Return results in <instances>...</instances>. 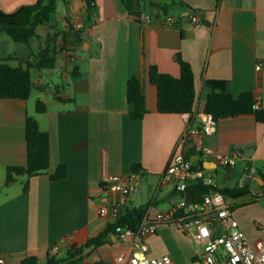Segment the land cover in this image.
I'll return each instance as SVG.
<instances>
[{"label": "crops", "instance_id": "crops-1", "mask_svg": "<svg viewBox=\"0 0 264 264\" xmlns=\"http://www.w3.org/2000/svg\"><path fill=\"white\" fill-rule=\"evenodd\" d=\"M36 2L0 0V12L14 13ZM60 3L52 28L38 27V38L29 46L0 35V61L9 59L13 67L31 66L33 92L48 87L47 70L36 68L48 46L57 53L64 90L67 86L58 95L62 101L55 94L47 97L44 113L31 105V97L0 99V258L5 264H22L31 256L39 264H47L48 258L60 262L75 251H79L78 264H113L118 256L130 255L134 242L119 241L114 229L103 244L86 245L115 226L126 210L145 207L152 220L185 199L186 193L163 185L162 177L175 154H185L197 164L199 145L225 156L240 152L232 169L203 161L204 173L219 188L250 182L252 194L229 199L247 240L252 244L264 237L259 228L264 223V123L254 115L228 118L217 122L215 134H200L182 146L188 123L183 115L158 112L157 89L149 78L152 66L179 77L176 59L180 56L194 73L200 109L210 91L206 82L226 81L235 98L251 93L255 106L264 110V0H148L141 12L151 17L149 24L129 15L121 0H95L91 11L84 0ZM193 14L198 15L199 25L191 23ZM168 17L176 23H166ZM69 32L73 46L68 49L71 55H66L61 44L63 34ZM132 77L139 78L146 99L147 113L137 121L132 120L134 107L127 101ZM28 117L49 134L48 174L30 179L20 175L6 187L7 168L27 164ZM192 124L200 127L198 122ZM62 165L67 167L66 178L51 180ZM219 169L225 172L224 182L239 179L236 185L223 187ZM132 175L141 181L121 206L119 219L111 213L100 216L102 208L111 211L122 200L121 194L104 186V179ZM249 201L254 202L234 207ZM193 234L194 229L184 232L159 224L144 241L148 257L167 255L176 264H204Z\"/></svg>", "mask_w": 264, "mask_h": 264}, {"label": "trees", "instance_id": "trees-1", "mask_svg": "<svg viewBox=\"0 0 264 264\" xmlns=\"http://www.w3.org/2000/svg\"><path fill=\"white\" fill-rule=\"evenodd\" d=\"M68 0H65V2ZM88 10L94 7L95 0H84ZM129 15L139 18L143 14L148 0H121ZM60 0H37L36 4L24 6L14 13L0 12V35L10 37L15 43L20 45H30L37 40V28L40 26H50L53 17L57 12ZM155 7V6H153ZM52 28V27H51ZM72 32L63 34L61 50L65 52L73 46ZM56 41L54 38L53 43ZM56 51L51 47L45 50L36 66L39 70H52L55 68ZM177 63L180 67V76L174 77L169 74L160 73L157 67L152 66L149 71L150 83L157 89V108L161 114L184 115L195 111L198 104V91L195 86V77L191 66L177 56ZM9 59L0 61V99L28 100L34 90L35 84L32 80V67H13ZM209 88L204 111L212 114L217 122L228 118H235L243 115H254L258 122L264 123V110L255 108V99L251 93H243L235 98L230 91L229 83L226 81H208L205 84ZM60 86H58L59 88ZM57 88V87H56ZM56 89L55 98L59 92ZM127 101L134 107L130 116L132 120H141L147 113L146 99L142 91L139 78L132 77L127 83ZM36 110L38 113L46 112V105L37 101ZM27 139V164L25 167H8L6 170L5 186L13 184L17 176L27 175L28 179L48 174L50 167V138L47 132H43L38 122L33 117H28L26 121ZM136 167H134L135 170ZM195 169L204 170L201 163L194 166ZM67 176V167L59 166L57 171L50 175V179L58 181ZM28 189V182L25 184ZM189 190L194 194V204L203 201L205 195L214 192L221 193L227 198L238 199L252 194L250 182L234 188L213 189L202 182L189 185ZM175 195V193H174ZM183 198L184 195H180ZM254 201L243 202L234 207L252 204ZM147 208L140 207L126 212L120 217L115 226L109 227L108 231L101 234L87 243V247L99 246L105 242L108 233L117 227H129L136 230L142 223ZM85 248V247H84ZM79 251L69 252L68 258L64 261L56 262L53 258H48L47 264H78L77 256ZM22 264H39L38 258L31 256L25 259Z\"/></svg>", "mask_w": 264, "mask_h": 264}, {"label": "built area", "instance_id": "built-area-1", "mask_svg": "<svg viewBox=\"0 0 264 264\" xmlns=\"http://www.w3.org/2000/svg\"><path fill=\"white\" fill-rule=\"evenodd\" d=\"M190 20L194 25H199L197 14H193ZM139 21L149 24L151 17L142 14ZM165 22L174 25L176 19L168 17ZM63 53L71 55L69 50ZM257 69L260 70V67ZM255 108L258 109L256 106ZM183 116L188 123V128L180 139L182 146L192 142L200 134L213 135L217 130V121L214 116L200 109L198 104L194 112ZM193 122H198L200 127L193 128ZM196 150L199 155L198 163L211 161L223 169L234 168L241 155L239 151H235L230 156L220 155L203 145H199ZM194 166V161L187 158L185 154H175L162 177V184L172 185V189L180 193H186L189 185L200 182L213 189L219 188L214 180L205 176L204 170L195 169ZM140 181L141 178L137 175L129 178L112 176L104 179V186L112 193L121 194L122 200L111 211L106 207L102 208L99 212L100 216L107 217L111 213L119 219L121 206L126 204L127 198ZM159 224L172 225L184 232L194 229L193 237L201 245L204 264H264V237L251 244L234 217L231 200L218 192L205 195L199 204H188L185 199H182L171 210L157 213L152 220L146 213L136 230L129 227H117L115 233L118 240L133 241L134 249L128 256H118L113 264H176L167 255L159 258L148 257L149 247L144 241L156 233ZM259 228L264 232V223L259 225ZM0 264H5L3 258H0Z\"/></svg>", "mask_w": 264, "mask_h": 264}, {"label": "rangeland", "instance_id": "rangeland-1", "mask_svg": "<svg viewBox=\"0 0 264 264\" xmlns=\"http://www.w3.org/2000/svg\"><path fill=\"white\" fill-rule=\"evenodd\" d=\"M61 7H62V5L60 3L59 8H61ZM8 39H10V38H8ZM13 45L17 46V44H15V43H13ZM52 58H54V59L57 58L58 59L57 56H52ZM56 62H57V64H56V68L55 69L47 70L46 71V74H47V76L45 78V82L47 84L46 87L47 86L50 87V90H47V88H48L47 87V88H45V90L43 92L42 91H34L33 94L30 96L31 97L30 98V103H31V105L33 104V107L34 108H36V104H37V101H39V99H40L41 102L46 103L47 97H52L55 93H57L56 92V89L58 88V86L55 89L54 85H58V84L61 85V87L58 88L59 95H63L64 92L67 89L66 88L67 86H65V90L63 88V83H62V78H61V76H62V74H61L62 73V70L60 68L59 61H56ZM218 172H219V181L218 182L223 187L224 186L225 187L235 186L236 183L239 180V179H236L233 183H226L222 179V176L224 175L225 172L223 170H220V169L218 170ZM242 184H243V180L240 181V185H242ZM196 249L199 250L200 249V246H196ZM184 264H186V261H185Z\"/></svg>", "mask_w": 264, "mask_h": 264}, {"label": "water", "instance_id": "water-1", "mask_svg": "<svg viewBox=\"0 0 264 264\" xmlns=\"http://www.w3.org/2000/svg\"><path fill=\"white\" fill-rule=\"evenodd\" d=\"M76 37L79 38L80 40V35L79 33L76 34ZM256 194V192H254ZM258 193H260V191H258ZM185 200L187 203H191L194 200V194L192 191H187L185 194Z\"/></svg>", "mask_w": 264, "mask_h": 264}]
</instances>
